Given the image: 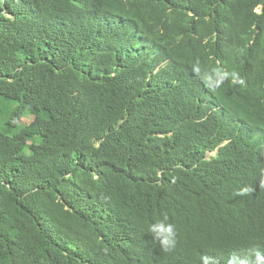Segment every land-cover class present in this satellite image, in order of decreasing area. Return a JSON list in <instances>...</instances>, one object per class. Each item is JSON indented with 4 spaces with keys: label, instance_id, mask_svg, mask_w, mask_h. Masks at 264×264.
<instances>
[{
    "label": "trees",
    "instance_id": "trees-1",
    "mask_svg": "<svg viewBox=\"0 0 264 264\" xmlns=\"http://www.w3.org/2000/svg\"><path fill=\"white\" fill-rule=\"evenodd\" d=\"M0 264H264V0H0Z\"/></svg>",
    "mask_w": 264,
    "mask_h": 264
},
{
    "label": "rangeland",
    "instance_id": "rangeland-1",
    "mask_svg": "<svg viewBox=\"0 0 264 264\" xmlns=\"http://www.w3.org/2000/svg\"><path fill=\"white\" fill-rule=\"evenodd\" d=\"M32 117H27L23 119V122L29 123L31 121Z\"/></svg>",
    "mask_w": 264,
    "mask_h": 264
},
{
    "label": "clouds",
    "instance_id": "clouds-1",
    "mask_svg": "<svg viewBox=\"0 0 264 264\" xmlns=\"http://www.w3.org/2000/svg\"><path fill=\"white\" fill-rule=\"evenodd\" d=\"M260 9H257V12H259Z\"/></svg>",
    "mask_w": 264,
    "mask_h": 264
},
{
    "label": "bare ground",
    "instance_id": "bare-ground-1",
    "mask_svg": "<svg viewBox=\"0 0 264 264\" xmlns=\"http://www.w3.org/2000/svg\"><path fill=\"white\" fill-rule=\"evenodd\" d=\"M7 44V43H6Z\"/></svg>",
    "mask_w": 264,
    "mask_h": 264
}]
</instances>
